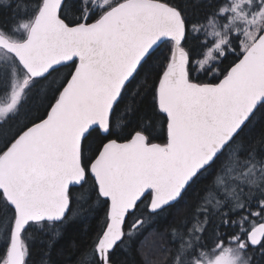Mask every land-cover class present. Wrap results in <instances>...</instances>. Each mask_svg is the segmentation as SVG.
Wrapping results in <instances>:
<instances>
[{
    "label": "snow or ice",
    "instance_id": "snow-or-ice-1",
    "mask_svg": "<svg viewBox=\"0 0 264 264\" xmlns=\"http://www.w3.org/2000/svg\"><path fill=\"white\" fill-rule=\"evenodd\" d=\"M9 8L0 264H30L32 231L58 234L81 200L107 211L77 264H115L123 243L209 174L157 264L264 257V133L244 138L264 115V0H0ZM149 91L152 114L121 138ZM32 105L39 114L13 132Z\"/></svg>",
    "mask_w": 264,
    "mask_h": 264
},
{
    "label": "trees",
    "instance_id": "trees-1",
    "mask_svg": "<svg viewBox=\"0 0 264 264\" xmlns=\"http://www.w3.org/2000/svg\"><path fill=\"white\" fill-rule=\"evenodd\" d=\"M193 19L200 16L202 10L192 9ZM14 19L12 9H0V25L11 24ZM154 78V77H153ZM151 93L146 94L143 103H139L138 110L129 113L128 119L118 129L121 138L127 136L133 128L142 122L145 116L151 113ZM39 113L35 106H29L14 122L27 123ZM264 133V115L257 118L245 131L246 140L255 139ZM157 142H162V136L157 131ZM4 141L0 140V148ZM211 174L201 177L186 192L182 199L177 201L167 210L162 211L142 228L133 239L123 243L115 252V264H157L161 249L170 247V229L180 218L186 216L204 189L211 182ZM90 189H86L89 191ZM77 210L60 229L53 235L49 229H34L29 237L30 264H77L81 251L92 244L99 231L102 229L107 209L100 203L88 204L81 200L74 204ZM146 215L143 206L137 216ZM0 245V251H2ZM256 264H264V257L259 254L254 256Z\"/></svg>",
    "mask_w": 264,
    "mask_h": 264
},
{
    "label": "rangeland",
    "instance_id": "rangeland-1",
    "mask_svg": "<svg viewBox=\"0 0 264 264\" xmlns=\"http://www.w3.org/2000/svg\"><path fill=\"white\" fill-rule=\"evenodd\" d=\"M24 122H25V121H23V122H19V121L14 122V123L12 124V125H14V126L12 127V131L15 132L17 129H19L20 127H22L23 124H24Z\"/></svg>",
    "mask_w": 264,
    "mask_h": 264
}]
</instances>
